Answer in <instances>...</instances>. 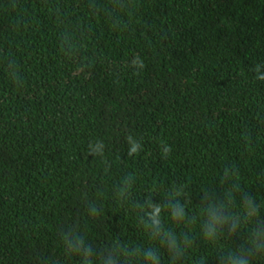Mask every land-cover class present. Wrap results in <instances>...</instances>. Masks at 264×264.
<instances>
[{
    "label": "trees",
    "instance_id": "obj_1",
    "mask_svg": "<svg viewBox=\"0 0 264 264\" xmlns=\"http://www.w3.org/2000/svg\"><path fill=\"white\" fill-rule=\"evenodd\" d=\"M148 249L264 264V0H0V264Z\"/></svg>",
    "mask_w": 264,
    "mask_h": 264
},
{
    "label": "clouds",
    "instance_id": "obj_2",
    "mask_svg": "<svg viewBox=\"0 0 264 264\" xmlns=\"http://www.w3.org/2000/svg\"><path fill=\"white\" fill-rule=\"evenodd\" d=\"M131 66L134 69H136V70H142L145 67V63H144V61L141 58L136 57V58H134L132 60ZM100 148L101 149L103 148V144L102 143L100 145ZM96 151H97V154H100L99 149H97ZM139 151H140V144L138 142L133 141L132 144H131V147L129 149V154L132 155V154L138 153ZM170 151H171V148L168 147L166 149V152H170ZM242 210L249 217L252 216L255 213L256 207H255V205H254V203H253L251 198L248 199L247 204L243 206ZM217 222L223 223L222 221H209V224L206 226V229H207L206 232H205L206 237H208L210 239H214L215 233H216V226L215 225H216ZM257 231H259V230H257ZM65 239H66V243H67L68 248L72 249L73 252L77 251V249L72 244V240H75V239H78V238H76L75 236L69 238L66 235ZM78 243L82 245L83 241H78ZM172 246L175 248L176 247V243L173 242ZM254 247L257 250H259V248L261 246L255 245ZM90 251L91 250L89 248L88 252L90 253ZM150 252H151L150 249L145 250V254H144L145 258L148 259L149 261H155L156 264H159V258L156 255V253L155 252H151V255H149ZM249 255H250V253L242 254V255H239V257L237 259L235 254H231V255H229L226 258L225 264H249Z\"/></svg>",
    "mask_w": 264,
    "mask_h": 264
}]
</instances>
